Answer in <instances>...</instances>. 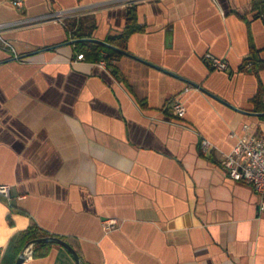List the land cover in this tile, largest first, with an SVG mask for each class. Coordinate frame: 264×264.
I'll use <instances>...</instances> for the list:
<instances>
[{
	"label": "crops",
	"instance_id": "1",
	"mask_svg": "<svg viewBox=\"0 0 264 264\" xmlns=\"http://www.w3.org/2000/svg\"><path fill=\"white\" fill-rule=\"evenodd\" d=\"M22 1L0 0V264H77L54 242L18 251L32 224L81 264H264L258 193L220 166L264 135V0ZM131 6L142 29L115 72L77 58L68 20L104 40Z\"/></svg>",
	"mask_w": 264,
	"mask_h": 264
},
{
	"label": "built area",
	"instance_id": "2",
	"mask_svg": "<svg viewBox=\"0 0 264 264\" xmlns=\"http://www.w3.org/2000/svg\"><path fill=\"white\" fill-rule=\"evenodd\" d=\"M15 7L20 8L23 4L22 0H9ZM66 13V12H65ZM64 12L56 14L55 18L62 19L61 15ZM0 24V29L3 27ZM78 59H83L82 53L77 55ZM204 58L211 67L219 70H225L228 63L225 59L216 57L207 52ZM99 63L105 66V61L100 60ZM171 110L177 117H182L185 114V106L179 100H176ZM211 145L207 139H201L200 148L205 151ZM220 166L227 177L235 180L250 184L253 189L258 193V210L264 212V135H256L252 133H245L241 135L233 148L223 154L220 160ZM0 196L4 198L9 197V186L0 184ZM106 229L115 228L117 221L114 218H108L103 221Z\"/></svg>",
	"mask_w": 264,
	"mask_h": 264
},
{
	"label": "trees",
	"instance_id": "3",
	"mask_svg": "<svg viewBox=\"0 0 264 264\" xmlns=\"http://www.w3.org/2000/svg\"><path fill=\"white\" fill-rule=\"evenodd\" d=\"M259 1L260 3H263V0ZM261 10L264 14V4L263 9ZM67 24L70 30H73V28L76 26L74 34L77 38L90 37V33L78 32L79 28L77 27L75 21L68 20ZM141 29L142 26L137 22L136 9L134 6H131L127 9L124 26L117 32L107 35L104 39V41L110 44L113 48L91 41H78L75 44L77 46V50L82 53L84 58L91 61H98L100 59L104 60L106 66L115 72V68L112 65V60L116 57H119L126 51L128 37ZM246 63V65L251 66V62L249 60ZM261 100V90H258V93H256V95L250 99V101L254 104L255 111H264V105ZM42 236L48 235L35 224L28 226L25 230L20 232L16 238L15 242L19 246L18 251H20L22 247L29 241ZM49 245V243L45 242L36 243L33 248V254H46Z\"/></svg>",
	"mask_w": 264,
	"mask_h": 264
},
{
	"label": "water",
	"instance_id": "4",
	"mask_svg": "<svg viewBox=\"0 0 264 264\" xmlns=\"http://www.w3.org/2000/svg\"><path fill=\"white\" fill-rule=\"evenodd\" d=\"M78 41H91V42H96V43H101L105 46L111 47L113 48L110 44H108L107 42H105L104 40H99L96 38H92V37H85V38H76L73 39L71 42H78ZM239 110V109H238ZM251 114H255V115H264V112H256V113H252ZM39 242H54V243H58L60 245H62L63 247H65L73 256V258L75 259V261L77 262V264H81L80 261V256L77 253V251L73 248L72 245H70L66 240L57 237V236H42L36 239H33L31 241H29L26 245L25 248H28L29 246L35 244V243H39ZM27 257L26 252L23 250L17 257L16 261L14 262V264H21Z\"/></svg>",
	"mask_w": 264,
	"mask_h": 264
}]
</instances>
